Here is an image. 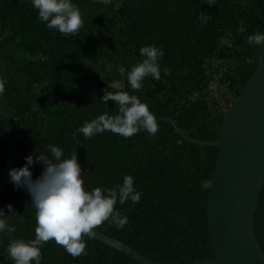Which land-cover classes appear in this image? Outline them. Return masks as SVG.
<instances>
[{
  "label": "trees",
  "instance_id": "16d2710c",
  "mask_svg": "<svg viewBox=\"0 0 264 264\" xmlns=\"http://www.w3.org/2000/svg\"><path fill=\"white\" fill-rule=\"evenodd\" d=\"M73 2L84 23L76 35L66 36L48 29L30 0H0V77L6 79L0 97L20 133L13 167L54 143L66 157L76 150L86 190L112 187L131 174L142 193L140 201L115 205L128 222L121 229L108 222L95 229L165 263L213 257L207 197L218 146L186 141L167 121L158 122L155 136L140 131L124 138L106 131L85 138L76 129L103 112L115 113L111 100L100 102L106 82L119 78L120 64L142 61L141 46L155 45L164 52L160 79L147 77L140 90H127L146 102L156 118L170 116L192 137L217 139L223 109L257 68L262 48L249 45L246 37L264 32V0H216L211 5L207 0ZM202 12L208 15L203 24L198 19ZM239 25L244 32L237 31ZM107 64L115 65L111 73ZM9 144V124L0 112V176ZM42 167L31 166L34 179ZM30 202L12 186L0 195V208L11 214L8 223L15 226L0 248V264H13L6 251L12 239L34 238ZM255 229L264 252V182ZM83 239L86 255L77 257L54 241L46 242L41 264H141L94 237Z\"/></svg>",
  "mask_w": 264,
  "mask_h": 264
},
{
  "label": "clouds",
  "instance_id": "9594fccd",
  "mask_svg": "<svg viewBox=\"0 0 264 264\" xmlns=\"http://www.w3.org/2000/svg\"><path fill=\"white\" fill-rule=\"evenodd\" d=\"M107 5L111 0H99ZM37 11L38 18L48 29H55L63 35H76L84 21L80 8L73 0H30ZM216 0H207V4ZM201 24L208 20L206 13L198 16ZM244 32L243 25L237 27ZM249 45L264 48V32H255L246 37ZM142 61L125 67L116 68L119 78L107 81V88L100 97L106 104L111 100L116 105L115 113L103 112L90 121L78 126L76 134L91 138L97 134L110 131L124 138L146 131L155 136L159 131L157 118L148 104L127 89L140 90L147 77L160 79L159 60L163 49L155 45H144L139 48ZM115 65L107 64L109 73ZM165 74L170 69L164 68ZM6 79L0 77V96L5 93ZM114 91H108V89ZM26 163L8 170L9 180L14 189L24 188L31 197L35 209L34 238L27 241L12 239L7 246V258L13 264H41V248L48 241L62 246L72 257L86 255V241L83 237L93 238L94 229L108 222L121 229L128 222L126 215L115 208L117 203L130 201L135 205L142 193L134 186V177L125 174L121 183L112 187L94 186L90 190L84 187L82 169L78 162L76 150L66 157L64 149L54 143H48L45 151L25 156ZM42 164V170L33 178L31 166ZM9 212L14 214L13 205L7 204ZM11 214L6 215L0 208V234L15 232V226L8 223Z\"/></svg>",
  "mask_w": 264,
  "mask_h": 264
},
{
  "label": "water",
  "instance_id": "95a60500",
  "mask_svg": "<svg viewBox=\"0 0 264 264\" xmlns=\"http://www.w3.org/2000/svg\"><path fill=\"white\" fill-rule=\"evenodd\" d=\"M258 65L237 97L223 109L220 136L204 140L186 134L170 116L167 121L186 141L202 146H218L209 182L207 221L213 257L176 264H264V252L256 235L255 214L264 182V48ZM121 65V64H120ZM0 112L10 128V144L0 176V195L8 186V170L13 167L20 133L14 116L0 97ZM29 201L26 189H17ZM94 238L129 255L141 264H171L144 256L123 241L94 229ZM8 233L0 234V248Z\"/></svg>",
  "mask_w": 264,
  "mask_h": 264
}]
</instances>
